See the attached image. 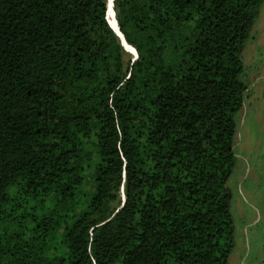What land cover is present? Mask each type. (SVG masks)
<instances>
[{"label":"trees","instance_id":"16d2710c","mask_svg":"<svg viewBox=\"0 0 264 264\" xmlns=\"http://www.w3.org/2000/svg\"><path fill=\"white\" fill-rule=\"evenodd\" d=\"M263 2L0 0V264H229Z\"/></svg>","mask_w":264,"mask_h":264},{"label":"rangeland","instance_id":"374dc122","mask_svg":"<svg viewBox=\"0 0 264 264\" xmlns=\"http://www.w3.org/2000/svg\"><path fill=\"white\" fill-rule=\"evenodd\" d=\"M263 9L264 2L259 11L262 21ZM107 10L110 23L114 25L111 6ZM257 19L241 54V79L246 91L242 108L235 115L236 163L226 184L232 195L234 226L229 264H264V57L259 54L256 38L257 25L261 27L263 22Z\"/></svg>","mask_w":264,"mask_h":264},{"label":"crops","instance_id":"0c3cea01","mask_svg":"<svg viewBox=\"0 0 264 264\" xmlns=\"http://www.w3.org/2000/svg\"><path fill=\"white\" fill-rule=\"evenodd\" d=\"M261 13H262V11H261ZM261 17H262V15L260 14L259 18L257 20H260ZM260 21L263 22V25L261 27L260 26L258 27V25H257V30H256V34H257L256 36L257 37L256 38H257L258 49L261 50L260 52L259 51L258 52L262 57H264V21H262V20H260Z\"/></svg>","mask_w":264,"mask_h":264},{"label":"water","instance_id":"95a60500","mask_svg":"<svg viewBox=\"0 0 264 264\" xmlns=\"http://www.w3.org/2000/svg\"><path fill=\"white\" fill-rule=\"evenodd\" d=\"M112 13L114 14L113 11H112ZM114 23H115V28H113L112 26H110L109 23H108V25L111 27V29H112V30L117 34V36L120 38V41H121V44H122L124 50H125L126 52H129V51L127 50V48H126V47H129L130 49H132V50L134 51L133 48H131L130 46H128V45L125 43V41H124L122 35H121V34L119 33V31H118V28H117V25H116V21H115V20H114ZM130 53H132V52H130ZM132 54H133V53H132ZM136 57H137V55H136V52L134 51V58H136Z\"/></svg>","mask_w":264,"mask_h":264},{"label":"bare ground","instance_id":"6f19581e","mask_svg":"<svg viewBox=\"0 0 264 264\" xmlns=\"http://www.w3.org/2000/svg\"><path fill=\"white\" fill-rule=\"evenodd\" d=\"M111 2H112V0H107V8L111 6ZM113 27H115V25H113Z\"/></svg>","mask_w":264,"mask_h":264}]
</instances>
